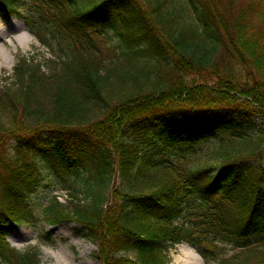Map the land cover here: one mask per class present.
<instances>
[{"label":"trees","instance_id":"16d2710c","mask_svg":"<svg viewBox=\"0 0 264 264\" xmlns=\"http://www.w3.org/2000/svg\"><path fill=\"white\" fill-rule=\"evenodd\" d=\"M11 17L52 58L18 59L0 94V264H39L7 241L15 226L43 239L72 222L102 264L122 253L164 264L169 245L209 235L239 249L225 260L208 245L217 264H264L262 12L240 0H0ZM195 206L209 213L203 239L176 224Z\"/></svg>","mask_w":264,"mask_h":264},{"label":"rangeland","instance_id":"374dc122","mask_svg":"<svg viewBox=\"0 0 264 264\" xmlns=\"http://www.w3.org/2000/svg\"><path fill=\"white\" fill-rule=\"evenodd\" d=\"M253 9L262 12L264 15V0H240V5L245 6L249 5ZM47 14L48 11H45ZM47 18V15H45ZM0 24L6 26V31L3 26H0V94L3 92L4 87L9 86V84L16 83L17 81L13 77V68L20 58H26L28 60H33L34 63H42L46 59L52 58V48L50 45H42L36 37L29 34L26 28V25L22 20L18 18H8L6 21H1ZM27 33L26 36L24 33ZM17 34V35H12ZM107 43L113 41L115 38V33L108 30L105 34ZM18 38L28 41V46L26 48H21L17 42ZM102 43H97V47L101 50V53L104 54V59L110 57L111 52L104 51L102 48ZM110 47V46H109ZM13 58V61L9 66L6 64V57ZM112 57V56H111ZM47 68V67H46ZM43 67L44 72L47 71ZM202 74L196 73V75L207 76L204 72H199ZM195 75V76H196ZM7 79V80H5ZM122 93L119 95L126 96L129 93L135 90L125 89L122 87ZM146 90L142 91L143 96H146ZM156 114L154 110L144 111L141 114H135L136 119L142 118L145 116H150ZM264 131V127H263ZM131 135V134H130ZM260 138V149L264 145V135L259 136ZM138 139V136L134 133L129 137V140ZM255 144L258 143V139L255 138ZM256 151V150H255ZM261 154V152H260ZM263 156V155H262ZM256 164H261L264 168V156L261 161H257ZM216 162L208 160L207 158H202L201 167L205 166H215ZM121 185V181L118 178H115L110 184V194L108 198L107 208H111L115 214V207L117 206V199L113 198L112 193L114 190ZM60 202L64 203L68 198L67 193L63 190H58L54 193ZM66 197V198H65ZM190 215L183 220H180L179 223H183L186 228L193 230L194 236H200L202 239L206 237L207 231H203L204 225L199 222L205 221V215L209 217V213L205 214L203 208L200 209L197 206L194 209H190ZM202 214L199 218L196 215ZM197 220V221H196ZM44 231L48 234L43 239H40L37 231V227H26V226H15L13 230L7 235V240L11 246L16 248L19 251H26L29 249L36 250L39 258V264H56L55 254L66 255L69 261V264H102L99 260L94 259L93 254L96 251V246L93 245L90 241L85 239L82 233L79 231V227L74 223H61L54 226H45L43 227ZM47 241H45V240ZM210 235L207 240V245L211 246V250L215 251V254L218 252L227 254L225 260L228 257L239 252V249H232V247L223 243L221 240L212 241L209 243ZM209 243V244H208ZM183 246H188L187 244L179 245H169L167 249L162 251L164 257V264H172L174 255H181V250ZM195 251L193 248H191ZM196 252V251H195ZM124 256L121 262L122 264H133L135 258L131 254H123ZM73 260V262H72ZM203 260L204 264H217L213 260Z\"/></svg>","mask_w":264,"mask_h":264},{"label":"bare ground","instance_id":"6f19581e","mask_svg":"<svg viewBox=\"0 0 264 264\" xmlns=\"http://www.w3.org/2000/svg\"><path fill=\"white\" fill-rule=\"evenodd\" d=\"M24 33V32H23ZM26 36L27 33H24ZM17 42L19 43L21 48H26L28 46V41L27 40H22V38H18ZM6 64L9 66L11 62L13 61L12 56L11 57H6ZM181 255L184 258L185 264H204L202 259L190 248L187 246H183L181 250ZM55 260L56 264H69V261L67 259L66 255H60V254H55ZM73 262V260H72Z\"/></svg>","mask_w":264,"mask_h":264},{"label":"clouds","instance_id":"9594fccd","mask_svg":"<svg viewBox=\"0 0 264 264\" xmlns=\"http://www.w3.org/2000/svg\"><path fill=\"white\" fill-rule=\"evenodd\" d=\"M0 26L4 27V30L6 31V26L0 24ZM12 35H17V34H12ZM198 255V253H197ZM172 264H185L184 258L182 255H174Z\"/></svg>","mask_w":264,"mask_h":264}]
</instances>
